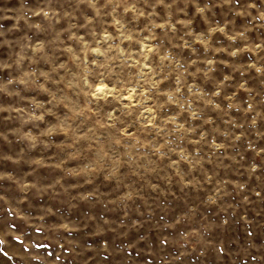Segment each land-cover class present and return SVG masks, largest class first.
<instances>
[{
    "label": "rangeland",
    "instance_id": "374dc122",
    "mask_svg": "<svg viewBox=\"0 0 264 264\" xmlns=\"http://www.w3.org/2000/svg\"><path fill=\"white\" fill-rule=\"evenodd\" d=\"M0 264H264V0H0Z\"/></svg>",
    "mask_w": 264,
    "mask_h": 264
}]
</instances>
